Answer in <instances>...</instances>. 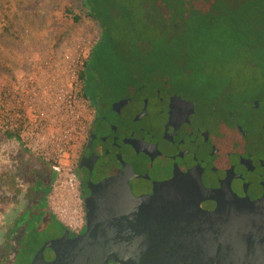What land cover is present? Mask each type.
Here are the masks:
<instances>
[{"label": "rangeland", "instance_id": "obj_1", "mask_svg": "<svg viewBox=\"0 0 264 264\" xmlns=\"http://www.w3.org/2000/svg\"><path fill=\"white\" fill-rule=\"evenodd\" d=\"M81 1L0 0V258L11 240L20 237L15 222L34 197L33 188L28 190L25 182L28 172L34 180L43 182L35 207L38 214L47 218V228L37 235L40 243L62 234L61 227L49 218L48 207H58L57 217L61 214L72 217L65 221L67 227L77 229L82 224L83 209L76 189L72 192L57 183L62 172L57 170L58 157L75 168L93 116L92 107L81 96L78 73L100 35V28L86 15ZM120 2L130 11L131 22L124 15L115 20L111 32L114 42L103 54L106 66L101 69L116 75L123 71L122 62L127 57L142 54L161 38L159 32L145 27L141 0ZM212 47L203 49L212 52L211 58H215ZM216 55L219 61L223 57ZM207 64L210 71L203 75L210 78L206 84L216 89L197 91L211 97L251 89L252 79L262 78L253 66L242 70L238 62L221 65L218 62L213 68ZM195 73L187 79L189 84L201 80L202 74L196 78ZM6 131L19 134L37 157L21 150L15 139L5 137ZM51 181L46 201L42 189ZM49 252L45 250L46 257ZM33 254V250L20 252L16 264H28Z\"/></svg>", "mask_w": 264, "mask_h": 264}, {"label": "flooded vegetation", "instance_id": "obj_2", "mask_svg": "<svg viewBox=\"0 0 264 264\" xmlns=\"http://www.w3.org/2000/svg\"><path fill=\"white\" fill-rule=\"evenodd\" d=\"M125 68L94 73L93 116L75 167L82 203L88 183L121 170L136 196L176 176L239 198L264 196V82L216 98L197 91L199 80L176 87L169 73Z\"/></svg>", "mask_w": 264, "mask_h": 264}, {"label": "water", "instance_id": "obj_3", "mask_svg": "<svg viewBox=\"0 0 264 264\" xmlns=\"http://www.w3.org/2000/svg\"><path fill=\"white\" fill-rule=\"evenodd\" d=\"M130 177L121 170L88 183L84 231L65 228L43 241L28 264H264V196L239 198L187 176L136 196ZM204 200L216 207L203 209Z\"/></svg>", "mask_w": 264, "mask_h": 264}, {"label": "trees", "instance_id": "obj_4", "mask_svg": "<svg viewBox=\"0 0 264 264\" xmlns=\"http://www.w3.org/2000/svg\"><path fill=\"white\" fill-rule=\"evenodd\" d=\"M141 1L146 16L145 27L159 32L161 38L154 47L148 48L142 54L127 57L122 62L125 69L131 67L156 71L163 75L169 73L176 87H181L185 80L196 72V76L194 75L196 78H199L198 74H202L199 80L201 88L214 90V86L210 83L206 84L210 76L203 75V72L210 71L206 68L207 63L213 68L218 62L220 65L238 62L242 65V70L253 66L260 71L262 78L254 77V79L257 82H264V2L262 0ZM81 6L85 9L86 15L100 28V35L78 74L82 82L81 96L91 105V95L96 87L93 84L99 79L94 73L106 66L102 57L114 42L111 36L114 22L120 15L128 17L131 22V13L120 0H82ZM74 20H79V17H74ZM211 47L214 48L215 58H211L212 52L203 49ZM216 54L223 56L220 61ZM203 55L205 58H201ZM4 136L15 139L21 150L37 157L14 131H6ZM52 181L42 189L45 191L46 201ZM25 182L28 190L33 188L34 197L29 202L27 210L18 216L15 227L16 231H21L20 237L11 240L10 247L2 253L0 264H16L20 259V252L26 253L31 250L35 252L41 245L37 235L47 228V222L45 223L47 218L44 214L42 216L38 214L35 208L36 195L43 182L41 179L34 180L31 172L26 175ZM49 214L51 216L47 217L60 226L63 232L64 225L50 209ZM34 245H36L35 249Z\"/></svg>", "mask_w": 264, "mask_h": 264}, {"label": "built area", "instance_id": "obj_5", "mask_svg": "<svg viewBox=\"0 0 264 264\" xmlns=\"http://www.w3.org/2000/svg\"><path fill=\"white\" fill-rule=\"evenodd\" d=\"M83 68V67H82ZM79 74V73H78ZM83 98V97H82ZM84 99V98H83ZM84 101H87L84 99ZM88 102V101H87ZM90 122V121H89ZM19 135V134H18ZM86 132L84 134V138H85ZM22 139V138H21ZM23 140V139H22ZM24 142V141H23ZM26 145V144H25ZM27 147V146H26ZM28 148V147H27ZM63 152H67V151H63ZM57 170L58 171H62L59 173L58 179H57V183H58V187L61 188H68V190H71L72 192L77 191V197L80 200V203L82 205V209H83V216H82V224H80L78 226L77 229H72L71 227H67L65 224V221L67 220H71V216L67 215V214H61L59 215V217H57L55 214L58 212V207H51L49 208L50 211L58 218V220L64 225L65 228H68L69 230H79L80 227L83 225L84 223V208H83V203L82 200L79 196V192L77 189V182H76V174H75V168L72 167L71 165H69L68 163L64 162L62 163L60 160V157H58L57 159ZM76 167V166H75ZM53 209V210H52ZM54 211V212H53Z\"/></svg>", "mask_w": 264, "mask_h": 264}]
</instances>
